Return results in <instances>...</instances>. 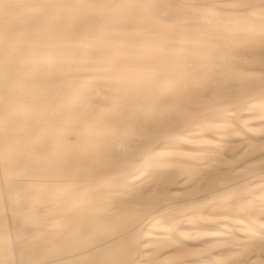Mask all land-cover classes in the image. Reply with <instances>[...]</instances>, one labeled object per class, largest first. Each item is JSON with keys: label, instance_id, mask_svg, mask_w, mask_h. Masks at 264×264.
I'll use <instances>...</instances> for the list:
<instances>
[{"label": "rangeland", "instance_id": "1", "mask_svg": "<svg viewBox=\"0 0 264 264\" xmlns=\"http://www.w3.org/2000/svg\"><path fill=\"white\" fill-rule=\"evenodd\" d=\"M0 264H264V0H0Z\"/></svg>", "mask_w": 264, "mask_h": 264}]
</instances>
